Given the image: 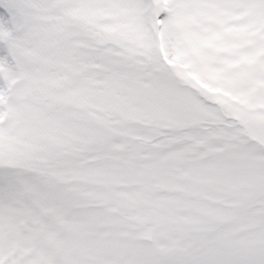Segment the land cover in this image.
I'll list each match as a JSON object with an SVG mask.
<instances>
[{"label": "snow or ice", "instance_id": "6c2138e0", "mask_svg": "<svg viewBox=\"0 0 264 264\" xmlns=\"http://www.w3.org/2000/svg\"><path fill=\"white\" fill-rule=\"evenodd\" d=\"M0 264H264V0H0Z\"/></svg>", "mask_w": 264, "mask_h": 264}]
</instances>
